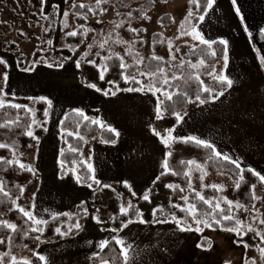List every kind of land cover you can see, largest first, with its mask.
<instances>
[{
    "label": "rangeland",
    "instance_id": "rangeland-1",
    "mask_svg": "<svg viewBox=\"0 0 264 264\" xmlns=\"http://www.w3.org/2000/svg\"><path fill=\"white\" fill-rule=\"evenodd\" d=\"M66 1L43 0L42 3V0H0V59L6 61V65L0 64V89H3L0 98L5 104H20L26 109H32L33 111H29L32 120L39 122L33 124L32 121L31 124V130L38 137L37 145L22 149L17 141L0 143L7 145L5 148L10 151L12 161L29 165L36 170L35 174L31 172L33 180L23 187V194L14 201V207L17 209L19 205L43 219L51 215L72 214L79 203L86 204L89 213L88 218L84 217L79 221L83 225L82 231L73 230L71 234L58 235L54 240H37L16 255V260H28L33 264V257L37 254L46 255L59 249L62 256L77 251L75 258L94 264L91 260L100 248L99 242L115 236L132 246L129 253L132 264H163V260H193L191 264H262L258 248L245 247L236 242V238L243 236L242 232L237 235L203 226L200 232L180 231L172 222L156 223L155 220L159 217H155L149 224L133 223L123 231L112 232L107 223L97 224L91 219L96 208L89 206V200L99 187L93 191L94 189L80 186L75 179L74 170L66 169L59 162V154L66 146L65 133L59 128L63 116L69 111L80 110L89 119L100 121L101 128H112L119 133L115 143L111 144H106L95 136L86 142L80 154L85 164H93L97 178L117 191L122 205L126 207L129 202L143 198L156 176L164 171L162 164L166 146L153 134L152 123L156 119L157 98H165L161 93L154 96L147 89L144 92H126L117 91L114 87L108 90L109 95L106 96L104 92L87 87L78 76L79 68L73 61H96L99 56L97 53L109 41H116L121 46L116 54L126 66L135 62L126 59L127 52L139 53V68L132 76L142 81L147 78L140 75L144 72L141 65L145 59L159 57L160 60H168L171 67L181 65L186 50L200 43L193 40L191 35L178 37L181 21L190 10V0H126L132 1L127 8L122 6L125 0H107L109 6L100 15L86 16L83 44L72 51L70 59H63L57 53L64 46L62 38L64 34L76 29L71 6ZM91 1L76 2L89 5ZM216 1L215 9L209 10L208 15H205L202 24L204 28L210 19L217 20L218 27L221 28L222 11ZM146 3H151L152 6L141 21H135L129 16L132 8ZM65 12L68 13L67 17L64 16ZM165 15L170 17L171 24L159 22V18ZM192 16L200 15L192 10ZM200 23L199 20L195 27ZM121 24V27H117ZM50 31L52 33L49 36ZM155 33L164 38L163 48L157 52L152 49L150 41L151 35ZM247 37V55L238 57L245 64L247 75L241 71L238 78L230 77L234 81L233 87L216 101L211 100L205 104H200L198 100L190 102L187 109L180 113L184 118L174 126L173 136H194L210 141L222 154L238 159L255 172L264 173V160H261L264 159V64L258 53L260 48H264V41L260 39V34H256L251 40L249 35ZM48 40L52 41L51 45L47 43ZM105 40L107 43L100 48L99 45ZM137 41L142 43L140 49L136 47ZM89 44L93 45L91 50L88 48ZM9 45H14L15 48L7 50ZM85 53L88 55L85 56ZM18 55L23 57L20 68L16 63ZM103 57L99 56L97 65H104ZM223 61L222 58L211 73L228 76ZM61 63L64 66L58 67ZM171 67L163 69V79H174ZM5 72L8 73L7 84L2 78ZM195 72L200 81H203L202 87L216 92L210 82L213 75H203L200 65ZM253 73L258 78L257 82L242 78ZM112 91L116 95H111ZM40 97L47 98L44 100L46 103L47 100L52 102L51 107L47 103L49 115H44L42 119L36 118L34 114V104L41 100ZM43 125L45 134L38 136L36 130ZM61 169L65 170L63 176L60 175ZM201 175L203 179H200ZM124 182L128 185L127 193L118 190V184L125 185ZM190 182L191 189L199 194L204 187L223 186L222 190H218L217 198L221 205L225 197L237 201L233 194L237 181L226 175L209 174L204 166L191 171ZM254 194L259 198L253 203L255 209H252V205L246 206L251 210L250 213L240 209L239 212L234 210L233 215L243 220L245 228L251 224L257 230H264V225L260 224V219L264 218V189L256 186ZM182 197L185 194L178 187L172 188V205H180ZM3 221L10 223L6 215L0 217V222ZM251 233L262 241L260 236ZM6 252L7 243H0V257Z\"/></svg>",
    "mask_w": 264,
    "mask_h": 264
},
{
    "label": "trees",
    "instance_id": "trees-1",
    "mask_svg": "<svg viewBox=\"0 0 264 264\" xmlns=\"http://www.w3.org/2000/svg\"><path fill=\"white\" fill-rule=\"evenodd\" d=\"M77 0H67L66 3L71 6V13L74 15V22L76 25L75 32L77 36L69 37L64 34L62 40L64 46L57 50V53L63 59H69L72 56V51L83 44L85 39V24L86 16L91 17L94 15H100L103 11L108 8L107 3H101L97 6L96 0H92L89 5L86 7H79L80 3L76 2ZM166 1V0H162ZM132 1H124L122 6L127 8L131 5ZM197 3L200 7L197 8ZM72 5H76L73 7ZM85 5V4H83ZM206 5V0H190L188 8L192 11H196L198 15L204 14V7ZM152 4L146 3L140 5L137 8H132L130 10L131 16L135 21H141L144 15L151 9ZM185 19L183 20V22ZM159 22L164 25L171 24V19L168 15L162 16L159 18ZM199 22V17L195 16L189 18V22H185L184 28L187 31H190V25H196ZM64 27V26H63ZM179 31L182 33L181 26ZM49 32V36L51 35ZM152 49L157 52L163 48V37L159 33L152 34L150 37ZM142 43L137 41L136 47L140 49ZM14 45L7 46V50H12ZM121 49L120 44L116 41H109V43L99 52V56H110L111 59L104 61V65L107 66L108 71L105 73V79H99V71L92 64L79 60L81 62V67L79 68L78 76L86 83H95L97 87L101 88L102 91H108L110 88H116L115 85L107 83L108 80H114L116 84L120 86L121 89L126 87H133L131 83L125 84L121 73L124 75L132 76L136 73L139 68L137 61L140 60V55L138 52H127L126 59L135 60V62L129 64L125 69L119 67L121 63L120 57L116 54L117 50ZM215 52L213 56L211 53ZM99 56L96 58V61H99ZM224 56V46L216 41L208 49L206 45L199 44L195 47L188 48L183 55V63L181 65L171 67V64L168 60L153 59L149 57L145 59L141 68L145 73H156L155 79L160 83L157 86H162L163 75L158 72V69L172 68L173 74L176 77L175 79L169 80V85H163L168 91L173 93L172 100L164 101V119L157 120L155 119L152 123V129L155 128L161 133L162 136H166L165 129L173 128L176 124L175 112L182 113L184 112L189 103L197 100L196 95L199 93L202 98L208 97V93L202 91V85L200 80L195 79L196 72L195 69L190 67L191 64H196L199 66L198 61L203 59L205 61L204 66H200V72L203 75H208L211 73L219 61ZM37 55H35L36 59ZM23 57L18 55L16 57L17 66L22 67ZM145 85L148 84L149 78L145 77L142 79ZM211 84L215 87L216 92L221 90V84L215 80L211 79ZM146 89V88H145ZM211 99L208 100L210 102ZM47 109V103L44 100H38L34 104V114L38 119L44 117V111ZM84 115H80L76 111L67 112L61 121H64L63 124L59 125V128L62 132L65 133L64 141L65 147L62 149L59 154V162L66 169H73L75 173V179L77 176L81 177V183H78L80 186H86V177L88 175L86 164L81 159V150L84 148L87 141L92 140L95 136H98L104 143L111 144L113 140H116V135L114 132L109 131L108 128H101L99 124H93L91 119H84ZM32 115L26 108L22 107L16 109L10 107L9 104H5V107L0 108V143H9L17 141L22 149H28L31 145L35 146L38 143L37 139H33L27 136L25 133L31 128L32 124ZM71 132L73 135H68L67 133ZM78 133V136L76 135ZM38 136L45 134V127L40 126L36 130ZM79 137H83L80 139ZM158 141L162 143L161 137L156 136ZM107 141V142H105ZM163 144V143H162ZM164 145V144H163ZM72 149H76L73 151ZM171 152V156H167V153ZM211 155V150L204 148L202 146H197L194 142H183L182 140L169 141V146L166 147V156L169 169L171 170L165 175L156 176L153 182L148 188V194L150 195V201H145L143 198L135 199L131 201L133 208L130 209L129 217H121L119 214V208L122 205V200L117 191L110 188L99 187V190L92 194L89 200V206L96 209H100L99 215L104 223L109 225V228H119L121 219L132 218L133 220H138L139 217L135 215L137 211L143 214V219L147 221L145 224L153 222L155 217L159 219H164L165 215L168 216L169 222H171V213H175L177 217H184L185 213L180 211L179 208H173L171 204V195L172 188L166 187V185L171 184L173 186H178L179 189H183V194L189 199V202L195 203L197 209L201 212L208 210V205L203 204L202 201L198 200L197 193L189 187V182L191 179V171L197 169L195 165L188 164V161H195L196 164L202 165L205 167V170L212 175H226L232 180L240 182V188L236 187L233 189L234 197L237 201L245 206L253 205L254 201L251 199L252 188L251 185L255 184L259 189H264V184H262L258 177L254 176L251 172L248 171L249 168H242L243 172L240 169H236L234 164L227 163L223 159H209ZM0 183H2L3 191H0V217L6 215L10 223L16 224V231H12L4 226H0V240L7 243V252L3 255V263L11 264V257H15L20 254L26 247L34 244L37 240L36 236H39L42 241H49L53 239L56 235L55 228L59 227L62 231H66L69 226L74 225L77 220H81L85 217L84 209L86 204L79 203L76 205L74 212L69 215L60 214L55 216L56 218L48 219V226L44 228L43 233L32 232L31 227L32 222L28 221L26 217L22 215L14 207V201L21 195V189L33 180V174L29 171L21 169L18 163L8 164L5 163V160H12V155L7 148H0ZM164 159V160H165ZM183 162V163H182ZM199 169V168H198ZM171 172H175L173 175ZM190 172L189 176H186L185 173ZM65 170H60V175L63 176ZM243 175V181H240V176ZM159 177V179H157ZM77 181V180H76ZM90 182V181H88ZM191 183V182H190ZM98 186L93 184V189H96ZM90 189V188H89ZM118 190L122 193H127L128 188L126 185L120 183L118 184ZM7 193V195H5ZM205 199L210 200L215 204L219 195V191L213 187H204L200 193ZM181 207L186 206L185 201L182 199L179 201ZM159 207H163L164 213H156V216H153V210ZM222 208L227 211V204L223 203ZM109 217H115V220L109 219ZM190 222V218H189ZM225 226L231 227V222H224ZM216 230H222L219 226L212 227ZM245 228V227H244ZM75 229V228H73ZM246 231V228H245ZM243 236L236 238V242L247 245L249 248H264V242L260 241L256 236L251 232H244ZM109 244L103 250H100L98 254L94 257L93 263L100 264L101 259L107 260L109 264H123L124 259L121 255V248L115 243L111 238L108 240ZM262 258V257H261ZM19 264L23 262L18 261ZM33 264H41V261L37 257H33ZM264 264V258L261 260Z\"/></svg>",
    "mask_w": 264,
    "mask_h": 264
},
{
    "label": "snow or ice",
    "instance_id": "snow-or-ice-1",
    "mask_svg": "<svg viewBox=\"0 0 264 264\" xmlns=\"http://www.w3.org/2000/svg\"><path fill=\"white\" fill-rule=\"evenodd\" d=\"M102 2L106 3L107 0H97V6H99ZM215 0H206V5L204 7V15H200L199 16V20L201 22L204 21L205 19V15L207 14V12L211 9H213V5H214ZM43 3V0H42ZM231 3L235 6L236 5V0H231ZM73 7H76V5H72ZM79 7L83 8L86 7V5H79ZM200 5L199 3H197V8H199ZM235 13L237 16L240 17L241 21L244 20V17L241 15L240 13V9L239 7H235ZM64 16L67 17L68 13L65 12ZM129 16H131V13H129ZM192 16V11L189 10L187 13V16L185 17V21L181 23V30H182V34L184 35H191L193 40L199 41L200 44L206 45L208 47V49H211L212 45L214 43H216V41H210L204 38V36L201 34V32L194 26V25H190V31L185 30L184 28V24L185 22H189V18ZM147 18V17H145ZM121 25H117V27H121ZM65 27H67V24L65 23ZM130 31H136L135 29H130ZM245 31H248L247 26L245 25ZM86 34V33H85ZM260 34L264 35V29L260 30ZM69 37H75L77 36V32L72 31V32H68L66 34ZM249 35H251L249 33ZM47 43L49 45L52 44L51 40H48ZM107 43V40H105L103 43H101L99 45L100 48H103L104 45ZM219 43L221 45L224 46V62H225V67L227 66V62H228V41L221 39L219 41ZM93 47L92 44L88 45L89 50H91ZM178 50V49H177ZM213 56L215 55V52L213 51L211 53ZM88 53H85V56H87ZM97 55H99V53H97ZM112 57L107 56V57H103V59L105 61L110 60ZM70 59V58H69ZM153 59H160L159 57H153ZM73 63L75 64V66L77 68L81 67V62L79 60H74ZM87 63L92 64L94 67H98L99 70V79L100 80H104L105 79V73L108 71V68L106 65H97L96 61L93 60H88ZM261 63L264 64V58L261 59ZM0 64H5L6 65V61H4L3 59H0ZM190 67H192L193 69H195L197 67L196 64H191V62H189ZM198 64L200 66H204L205 65V61L203 59H200L198 61ZM49 67H52L51 64L48 65ZM64 65L61 63L58 65V67H63ZM119 67L121 69H125L126 65L123 63L122 58H121V63L119 65ZM30 69H24V71H29ZM158 72H160L161 74H163V69H158ZM210 75H213V79L217 80L220 84H221V90L217 91V92H213L211 89L207 88V87H203L202 91L205 93H208V97L206 98H202L201 95L199 93H197L196 95V99L200 102V104H205L208 102L209 99H211L212 101H216L218 100L220 97H223L225 95V92L228 89H231L233 87L234 81L232 79H230L227 75L221 74V75H215L214 73H209ZM123 80L125 82V84L131 83L132 85H134L133 87H126L121 89L120 86L118 84H116V82L114 80H108L107 83L109 84H113L116 87L117 91H126V92H144L145 88L147 89V91L151 92L154 96L157 93H161L164 98L166 100H172L173 99V93L168 91L166 88L163 87V85H169V80L165 77L162 80V86H157L158 83H160L159 81H157L155 79L156 77V73H144L141 72L140 75L141 76H147L149 78V82L147 85H145L143 83V81L136 79L135 76H128V75H124L123 73H121ZM3 81L5 84H7L8 82V73L5 72L3 73ZM176 77H174L175 79ZM195 79L197 81L200 80L199 76H196ZM200 84H203V81H200ZM87 87L93 88L95 89V91L97 92H101L102 89L97 87V85L95 83H89L87 84ZM0 92H3V89H0ZM5 95H7V93H4ZM104 95H109V91H104ZM111 95H116L115 91L111 92ZM39 99L41 100H46L47 98L45 97H40ZM47 103L49 105V107H51V100H47ZM10 107L16 108V109H20L22 106L20 104H12L9 105ZM5 107V103L4 100L2 98H0V108ZM27 111H33L32 109H26ZM76 112H78L80 115H84L80 110H74ZM166 111V109L164 108V101L160 100L159 97L157 98V103H156V119L157 120H163L164 119V112ZM173 112L175 114V118L177 123H180L183 120V116H181V114L179 112H175V110L173 109ZM44 115L47 117L49 115L47 109L44 111ZM84 119H88V117H84ZM93 124H100L101 122L98 120H92L91 121ZM39 122L36 121L35 119H33V124H38ZM64 121H61V124H63ZM3 126V125H0ZM109 131H112L115 133V135L118 137L119 133L115 131V129L109 128ZM153 134L156 136L161 137V141L162 143L167 147L169 146V141H174V140H182L183 142L187 143L189 141L194 142L197 146H202L204 148L210 149L211 150V155L209 156V159H213V158H217V159H223L224 161H226L227 163L230 164H234L236 169H240L241 172H243V169H241V165L238 159H233L231 156L227 155V154H222L214 145V143L210 142V141H206L204 139H201L199 137H194V136H189V137H174L173 136V132L175 131V128H167L165 129L166 132V136H162L161 133L159 131H157L155 128L152 129ZM27 136L33 138V139H38V137H36L33 133V131L31 130V128L29 127V129L26 131L25 133ZM68 135H73V133L68 132ZM78 136V133L76 134ZM80 139H83V137H79ZM107 142V141H105ZM112 143H115V140L111 141ZM31 147V145H29ZM7 147V145L5 144H0V148H5ZM73 151H76V149H72ZM171 152L167 153V156H171ZM3 158H0V160H2ZM5 163L8 164H13V163H19L18 161H12V160H5ZM183 163V162H182ZM188 164L190 165H195V167L197 168H202V165L196 164L195 161H188ZM19 167L21 169H24L26 171L32 172L33 174H35V169L32 168L29 165H25L23 163H19ZM86 168H87V172L88 175L86 177V180L84 182H86L87 187L92 189L93 188V184L97 185L98 187H102V188H111V185L108 184H103L102 181L100 179L97 178V176L95 175V170H94V166L91 163H86ZM162 168L164 169V171L161 172V175H165L168 172H170L171 170L169 169V164H168V160L167 158L163 161L162 164ZM249 172H251L254 176L258 177L259 181L264 184V175H261L258 172H255L253 169H248ZM171 174L175 175V172H171ZM186 176H189L190 179V172H186L185 173ZM159 179V177L157 178ZM200 179H203V175H201ZM244 177L243 175L240 176V181H243ZM77 183H81V177L77 176L76 177ZM90 181V182H88ZM126 186L127 182H124ZM130 187V186H129ZM166 187L168 188H174V187H178V186H173L171 184L166 185ZM189 187H191V183L189 182ZM212 187L214 189L217 190H222L223 186H218V185H212ZM235 187L237 189L240 188V182H236ZM252 188V196L251 199L256 200L259 199L258 197L255 196V188L256 185L253 184L251 185ZM181 191H183V189H180ZM0 191H3V186L2 183H0ZM95 191V189L93 190ZM21 194H23V189H21ZM5 195H7V193H5ZM197 197L199 201H202L203 204L208 205V210H205L203 212L199 211L197 209V206L195 203L189 202V199L187 197H182V199L185 201V205L184 207H181L180 205H172L173 208H179L180 211L185 213L184 217H177L175 215V213H171V222L176 224L178 229L180 231H196V232H200L202 230V227H208V228H212L214 226H219L222 228V230L224 231H228V232H234L237 235L241 234V232H244L246 234V232H253L255 235L260 236L261 240L264 241V230H257L253 225H248L245 231L244 228V222L243 220H241L239 218V216L237 215H233V211H237L239 212L240 209H243V211L245 213H250V209L248 207H246L245 205L241 204L239 201H232V200H228L226 197L223 198V202L225 204H227L228 208L227 211H225L224 208L221 207V203L220 201H217L215 204H213L212 201L205 199V197L203 195H200L199 193H197ZM143 199L145 201L151 202L150 201V195L148 193H145L143 195ZM133 208V205L131 204V202L128 203V205L125 207L124 205H121L119 208V214L121 217H129V212L130 209ZM17 209L20 213H22V215L24 217L27 218L28 221L32 222V227H31V231L32 232H37V233H43L44 228L48 226V221L43 219V218H38L34 212L26 210L23 207H20L19 205H17ZM252 209H255V205H252ZM100 209H96L95 212L93 214H91V219L94 220L97 224H101L104 223V221L101 219V216L99 215L100 213ZM160 212L161 214L164 213V209L163 207H159L157 209L153 210V216H156V213ZM84 214H85V218H88L89 213H88V209L85 208L84 209ZM64 215H69L67 213H65ZM135 215L137 217H139L138 220H133L132 218H128V219H121L120 221V226L119 228H112L110 229V231L112 232H117V231H123L124 229H127L129 227V225L133 224V223H140V224H144L147 223V221H145L143 219V214L139 211H137L135 213ZM55 215L53 216V219H55ZM189 218H190V222H189ZM109 219L111 220H115V217H109ZM156 223H168L169 219L168 216L165 215L164 219H156L155 220ZM224 222H231L232 226L228 227L224 225ZM260 224L264 225V218L260 219ZM0 226H4L12 231H16L17 229V225L13 224V223H9L7 221H3L0 222ZM43 226V227H42ZM195 226V227H193ZM73 228H75V230L77 232L82 231L83 230V225L79 222V220H77L75 222L74 225L69 226V228L66 231H62L61 228L57 227L55 228V232L60 235V236H67L69 234L72 233ZM36 240H39L40 237L36 236L35 237ZM112 239L115 241V243L117 245L120 246L121 248V255L123 256L124 262L125 264H132L129 253L132 251V246L127 244L122 238L119 237H112ZM0 243H3L2 240H0ZM91 243V242H90ZM109 241L108 240H101L99 242V247L101 250H103L106 246H108ZM198 247H201V245H198ZM245 247H247V245H245ZM261 253V257L264 258V248H259L258 249ZM38 255V259L42 262V264H48L47 258L44 255ZM0 264H3V258L0 257ZM11 264H19V262L16 260V257H11ZM23 264H31L30 261L28 260H24ZM100 264H109V262L107 260H103L101 259ZM253 264H255V262H253Z\"/></svg>",
    "mask_w": 264,
    "mask_h": 264
},
{
    "label": "crops",
    "instance_id": "crops-1",
    "mask_svg": "<svg viewBox=\"0 0 264 264\" xmlns=\"http://www.w3.org/2000/svg\"><path fill=\"white\" fill-rule=\"evenodd\" d=\"M216 2H218V6L221 8L222 11L221 28L218 27L219 22L215 19L208 20L205 23L206 24L205 28L202 26V24H204L203 22H201L200 25H198L196 28L201 32V34L207 40L220 41L221 39H224L228 41V53H227L228 62L226 66L227 67L226 72L228 73L229 78L237 77L238 73L241 71L245 75H247V70L244 68L245 64H242L243 62L240 61L238 57L247 55L248 51H246V45H245L248 39L247 35H249V33L251 34L249 35L250 36L249 39L251 40L253 36H255L256 34H260L261 29H264V0H236L235 6L231 3V0H217ZM215 7L216 4L213 5V9H215ZM235 7H239L240 13L244 17L243 21H241L240 17L236 15ZM213 9H211V11ZM186 16L187 14L183 17V20L185 19ZM193 17L195 16H191L190 18ZM183 20L181 22H183ZM245 25L247 26L248 31H245ZM179 36H187V35H184L179 31L178 37ZM260 39L264 41V35L260 34ZM253 53L256 54V52ZM258 53L260 54L259 55L260 59L264 58V48H260ZM243 77H246V80L249 81L250 80H252L253 82L258 81V78L254 73L251 76H242V78ZM261 157L263 158V156ZM261 157H259V160L261 159ZM240 165L242 168H249L241 163ZM260 174L264 175V173H260ZM52 216L53 215L47 217L45 220L50 219ZM57 236L58 234L56 233L53 240ZM100 250L101 249L99 248L96 255ZM59 253H60L59 249L58 250L54 249L50 253H47L46 255H44V253H40L39 255H44L47 258V260H53V261H48V264H88L86 260H78L77 258L74 257L77 256V251L70 252L69 255L64 254V256H62L61 253L60 254ZM35 257L38 258V255ZM91 261L93 262V260ZM191 261L193 260H163L164 262L163 264H191Z\"/></svg>",
    "mask_w": 264,
    "mask_h": 264
}]
</instances>
